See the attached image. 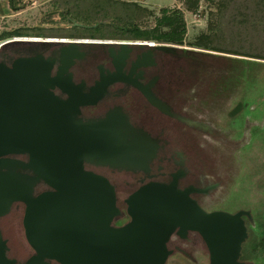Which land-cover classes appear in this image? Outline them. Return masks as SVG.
<instances>
[{"label":"water","instance_id":"95a60500","mask_svg":"<svg viewBox=\"0 0 264 264\" xmlns=\"http://www.w3.org/2000/svg\"><path fill=\"white\" fill-rule=\"evenodd\" d=\"M94 44L107 43L19 37L0 42V219L20 204L24 239L32 250L23 259L11 256L0 227V264H164L170 254L166 243L176 229L180 235L188 230L201 235L209 264H243L240 212L204 211L189 194L214 185L180 190V172L171 174L169 183L141 184L124 199L129 220L112 225L121 215L114 186L85 164L146 171L145 159L156 147L143 137L125 140L128 124L119 110L83 120L80 107L95 104L107 85L121 81L164 108L132 77L151 59L150 51L136 57L128 74L122 70L131 47L145 42L108 44L114 71L104 75L99 66L100 78L82 91L84 82L75 84L70 68ZM9 46L11 55L5 51ZM155 48L179 50L166 44ZM241 108L237 102L229 114Z\"/></svg>","mask_w":264,"mask_h":264},{"label":"rangeland","instance_id":"374dc122","mask_svg":"<svg viewBox=\"0 0 264 264\" xmlns=\"http://www.w3.org/2000/svg\"><path fill=\"white\" fill-rule=\"evenodd\" d=\"M218 2L199 0L197 8L189 10L183 0H15L14 7L9 6V0H0V42L15 37H62L72 32L127 39L123 36L132 32H121L120 29L138 27L148 31L157 27L156 19L162 8L181 10L185 25L184 41L181 46L176 45L179 50L173 78L170 81L167 73L164 78L168 81L163 80L166 85L170 81L175 87L171 93L174 95L172 101L168 100L169 91L163 84L165 88L159 90L160 101L176 119L159 111L151 112V123L156 127L160 148L155 161L165 167L173 166L172 160L180 155L187 182L198 186L214 183L215 188L208 193L195 196L205 210L230 209L243 204L259 208L262 206L259 198L264 191V101L261 96L264 91V64L252 65L254 82H248L235 78L240 65L234 59L201 55L199 57L205 58V65L197 61L199 66L190 55L192 49L198 50L190 45L208 31V24L220 22L219 15H215ZM123 3H135L142 10L128 18ZM97 4L107 5L99 10L101 8L98 9ZM71 26L73 30L68 29V32L66 27ZM14 30L28 35L9 34ZM230 43L231 47L225 45L229 50L264 54V45L259 46L252 36H238ZM5 51L10 55L14 53L10 46ZM237 102L242 103V108L230 115ZM143 106L141 102L139 107ZM123 175L133 186L151 176L157 180L164 178L159 172ZM108 177L116 184V178ZM21 217L22 206L15 204L11 212L0 219L3 235L8 239L9 253L18 259L32 253L24 239ZM191 252V261L187 263L183 255L173 254L165 264H204L201 254ZM259 260L253 259L252 263L264 264Z\"/></svg>","mask_w":264,"mask_h":264},{"label":"flooded vegetation","instance_id":"af4514ba","mask_svg":"<svg viewBox=\"0 0 264 264\" xmlns=\"http://www.w3.org/2000/svg\"><path fill=\"white\" fill-rule=\"evenodd\" d=\"M68 29L73 30V27H66ZM73 33V32H72ZM79 33V32H78ZM80 35L93 34L91 32H81ZM76 35V34H74ZM78 35V34H77ZM96 35L97 34H93ZM45 39V38H42ZM46 39H61V40H94V41H105L107 44H94L90 45L87 49V53L84 59L76 60L74 65L70 68V72L72 74V81L75 84L84 82V86L82 87V91L87 92L89 87L94 84L96 80L100 78L99 66H102L104 75H107V72H113L114 66L112 64L111 57L108 54V48L110 47L108 44H117L120 41H128L132 44L134 42H149L148 40H139V39H118V38H90V37H50ZM111 41V42H108ZM160 44H166L169 46L175 47V44L171 43H160L153 40V44H147L144 46H138L134 44L131 47V50L128 52L127 58L124 61V65L122 70L125 74H128L130 70L131 63L135 61L136 57L139 55L140 59H142V53L150 51V60L145 61V64H142L140 67L136 68L134 72H132V77H136L137 81L142 85H147L148 89L155 100H158L164 110L157 108L156 106L150 104L142 92L134 87L133 85L126 82H114L106 86L104 93L98 99V101L93 105H86L80 107V115L79 118L83 120H96L99 118H103L108 111H112L113 109H117L122 113L124 120L128 124L127 130L124 134L125 140H133L135 137H143L150 145H154L156 148L152 153L151 157L145 159L147 164V170H141L139 168L135 170L131 169H118L111 168L108 166H97L94 164H85L86 169H90L94 172L100 173L104 175L110 181L108 175L117 179L116 184L112 181L110 183L114 186L115 197H116V206L119 208L121 215L117 218H114L112 221L113 226H121L129 220V217L125 213L126 205L124 203V199L132 193L135 189H137L141 184L153 180L163 183H169L171 180V174H176L180 172V175L177 177L176 186L178 189L183 190L188 187H194L198 189L206 188L207 186L214 185L205 184L202 186L195 185L193 182H187L185 180L186 172L181 161V156L178 155L176 160L173 161V166L165 167L161 163H156L155 159L157 158V154L159 153V145L157 143V134L155 132L156 127L151 123L150 115L151 112L156 113L157 111L164 113L170 118H175L176 116L172 114V112L167 109L164 104L159 99L160 88H167L169 91L168 100L172 101L171 98L174 95L171 93L174 91L175 87L172 86L171 79L173 78L175 72V63L178 57V50H159L155 48ZM177 47V46H176ZM179 48V47H177ZM117 47L115 46V50ZM169 73L170 84L166 85L163 83L165 80V75ZM162 84L165 86H162ZM166 90V89H164ZM56 94H59L62 97L65 95L61 94L58 89H54ZM143 102V108H140L139 105ZM237 104V103H236ZM235 104V105H236ZM234 105V106H235ZM174 113V111H173ZM180 156V157H179ZM170 161V160H169ZM159 172L163 173L164 178L161 180L155 179L156 177H149L145 181L140 182L138 185L130 184L128 177L123 175V173L130 174H144V173H153ZM108 174V175H107ZM42 188V187H41ZM215 188V185L214 187ZM212 188V189H213ZM43 189V188H42ZM208 189L206 193L210 190ZM202 192H192L189 196L197 203L195 196L197 194H206ZM262 193V195H261ZM261 198H259L261 207L256 208L251 204H243L241 206H235L233 208H213L209 210H205L198 203L197 205L206 212L211 211H223L229 213L231 215L240 212V218L243 222L246 231V237L241 242L240 245V253L238 256V261L243 264H253V259H260L259 261H264V191L261 192ZM126 218V219H124ZM167 249L170 250L169 256L173 254H181L184 256L186 263L191 261L192 253L191 251H195L196 255L201 254L202 262L204 264H209V254L206 247L205 242L203 241L201 235L196 231L188 230L184 235H180L177 232V229L174 230L167 243ZM168 256V257H169ZM189 256V257H188ZM167 257V258H168ZM167 261V259H166ZM165 261V263H166ZM164 263V264H165Z\"/></svg>","mask_w":264,"mask_h":264},{"label":"trees","instance_id":"16d2710c","mask_svg":"<svg viewBox=\"0 0 264 264\" xmlns=\"http://www.w3.org/2000/svg\"><path fill=\"white\" fill-rule=\"evenodd\" d=\"M186 9H196L199 0H183ZM107 5V4H106ZM105 5V6H106ZM9 6H15V0H9ZM99 10L104 9V5L97 4ZM123 10L126 12L128 18H132L137 14L140 9L137 4L123 3ZM142 10V9H140ZM161 15L156 19L157 27L151 30H142L138 27H132L121 32H132L131 35L123 36L129 39H141V40H155L160 43H171L181 46L184 41L185 25L183 20V12L177 8H162ZM217 14L219 20L213 24L210 22L208 25V31L204 33L195 43L190 45L192 49L190 55L199 61L202 65H205V58L199 56H226L228 59H234L239 65L238 74L235 78L242 81H253L255 77L253 70L251 71L253 64H264L259 60L264 61V54L248 53L240 50H229L225 45L231 47V43L238 36L249 37L252 36L259 46L264 45V0H219L217 3ZM15 36H27L19 30H14L9 33ZM59 35V34H58ZM64 35V34H63ZM37 36V35H35ZM110 36V35H109ZM109 36L105 38H109ZM62 37H90L99 38V35H74L70 33ZM229 42V44H228ZM224 45V46H223ZM184 50V49H180ZM219 52L224 54H231L240 56L238 58L227 55H218ZM195 56V57H194ZM254 58L255 60L245 59ZM204 61V62H203ZM197 62V64L199 63ZM200 66V64H198ZM251 71V72H250ZM254 82V81H253ZM262 98L264 101V91L262 92Z\"/></svg>","mask_w":264,"mask_h":264},{"label":"built area","instance_id":"2783aa9c","mask_svg":"<svg viewBox=\"0 0 264 264\" xmlns=\"http://www.w3.org/2000/svg\"><path fill=\"white\" fill-rule=\"evenodd\" d=\"M136 43H138V42H136ZM145 43H148V44H153V42H145Z\"/></svg>","mask_w":264,"mask_h":264},{"label":"bare ground","instance_id":"6f19581e","mask_svg":"<svg viewBox=\"0 0 264 264\" xmlns=\"http://www.w3.org/2000/svg\"><path fill=\"white\" fill-rule=\"evenodd\" d=\"M26 38H28V37H26Z\"/></svg>","mask_w":264,"mask_h":264}]
</instances>
